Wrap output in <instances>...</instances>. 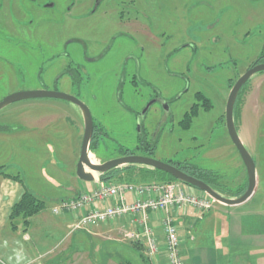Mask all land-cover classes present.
<instances>
[{"label": "rangeland", "instance_id": "obj_1", "mask_svg": "<svg viewBox=\"0 0 264 264\" xmlns=\"http://www.w3.org/2000/svg\"><path fill=\"white\" fill-rule=\"evenodd\" d=\"M121 32L125 35H118ZM107 45L110 49L99 61L84 60V51L91 57ZM175 47L179 51L170 53ZM64 49L69 57L62 55ZM263 52L264 0H0V101L14 92L36 89L75 96L107 134L100 137L97 152L90 151L95 163L117 157L119 147L132 148L141 124L146 135L157 132L154 158L186 161L208 170L218 188L230 194L243 189L247 175L226 129V100L237 78ZM68 64L87 70L82 69L80 87L72 86L66 77L54 83ZM147 81L167 97L183 93L172 121L161 123L154 108L146 118L135 115L153 94ZM197 91L208 98L212 107H199L190 127L181 129L177 121L195 101ZM23 117L33 126L21 127ZM233 119L255 162V191L240 205L228 208L213 200L202 215L195 211L198 228L205 226L199 237L188 238L190 242L208 243L209 251L214 257L221 255V259L225 255L219 244L228 234V225L232 232L237 231L236 239L243 241L249 236L239 232L240 223L243 232L253 228V241L264 245V71L242 86ZM82 125L81 110L60 98L21 99L6 105L0 110V131H24L18 138V152L0 147L3 170L18 174L46 202H53L52 190L42 184L49 181L57 186L72 179ZM15 139L12 136L3 141ZM48 164L56 166V171ZM93 175L98 177L95 172ZM191 191L204 195L201 190ZM189 208L194 210L188 206L183 212L175 211V221ZM121 226L110 224V235L101 233L97 240L93 237L88 241L98 254L103 253L102 247L109 246L112 264H129L125 262L129 260L131 264H146L141 259L143 246L140 250L134 247L137 241L124 237L125 227ZM184 226L182 223V244L186 243ZM18 232L21 235L22 229ZM42 234L49 243L57 241L56 233Z\"/></svg>", "mask_w": 264, "mask_h": 264}, {"label": "crops", "instance_id": "obj_2", "mask_svg": "<svg viewBox=\"0 0 264 264\" xmlns=\"http://www.w3.org/2000/svg\"><path fill=\"white\" fill-rule=\"evenodd\" d=\"M21 127L25 126V128L33 126V123L28 118L25 117L20 118ZM24 130L19 128L17 130H13L10 132L0 131V147L6 146V149H9L11 152H18V138L23 136ZM16 137L15 140L9 142L3 141V139H11V137ZM21 139V138H20ZM9 143V144H5ZM5 144V145H3ZM2 149L0 148V151ZM79 151L77 150L74 161L72 162V168H76V163L78 160ZM2 163L0 164V260L5 262L6 264H98L99 260H102L101 264L110 263L112 264L113 253L109 251L108 247H102L103 253H99L93 247L92 238L95 240L98 239L99 234H107L110 235V224L112 226H118L121 224V227H125L124 237L130 238V234L132 233V227L129 222L125 219H121L118 221H113L107 224H99L96 226H92L89 229H72L71 224L74 219L70 214H53L51 209L58 202L65 199H70L79 194L82 190H89L92 187L97 185L96 180L84 181L79 179L76 176V172L74 175H71V180L68 182H62L59 185L51 184L48 186L47 183H43V187H50L52 190L51 196L54 197V201L51 203L46 202L44 197H40L35 191L29 187V185L25 182V180L21 179L20 176L11 174L3 170ZM55 166V165H54ZM48 167L53 169H57L48 164ZM71 168V169H72ZM75 171V169H74ZM86 171H89L86 168ZM10 176H18L19 179H14ZM80 181V182H78ZM86 182V183H85ZM24 190L29 191L37 198L41 199L45 203V207L38 214L29 218L28 226L23 224V220L18 218L14 220L15 227L12 228L9 223V213L13 204L19 199ZM129 198V196H128ZM240 205V204H239ZM237 206V205H235ZM228 208L230 206H227ZM234 207V206H232ZM193 209L187 211L185 216H180L178 218V222L180 223L179 234L181 231L182 223L185 224L183 234L185 236L184 244L181 243V256L183 260V264H264V245L258 246L253 241V228L246 229L244 232L242 231V227L240 223V230L242 235L249 236L245 241L242 239H236L237 231L232 232L233 228L228 225L227 232L225 235V240L219 244V249H222L224 253V258L214 257L213 252L209 251L208 243H196L193 239L196 236L202 234L200 229L198 228L197 221L195 219L196 213L195 210L193 214ZM230 213V212H229ZM195 215V217H194ZM241 217V216H235ZM206 218V217H205ZM204 218V219H205ZM157 228V232L159 235L161 234L160 228H158V221H154ZM200 227V226H199ZM22 229L21 235H19L18 230ZM41 232L46 234L56 233L57 241L54 243L47 242L46 236L43 234L37 237L35 233ZM191 233V235L189 234ZM196 233V234H195ZM199 234V235H198ZM264 235V233H262ZM234 237V239H231ZM248 239V240H247ZM55 240V239H54ZM53 240V241H54ZM133 240V239H132ZM187 240V241H186ZM107 241H104V244ZM95 244V243H94ZM114 244V243H113ZM93 245V246H92ZM111 246V245H110ZM255 249H261V251H255ZM94 250V252H93ZM134 251V249L132 248ZM229 251V252H225ZM233 250V251H232ZM244 250V251H241ZM138 251V250H137ZM138 253L140 254L141 251ZM221 254V253H220ZM143 257V258H142ZM141 259L146 262V264H165L164 258L160 255L156 257L155 260H148L144 257L142 251ZM59 259L55 262L56 259ZM109 259V260H108ZM129 264V261H125Z\"/></svg>", "mask_w": 264, "mask_h": 264}, {"label": "built area", "instance_id": "obj_3", "mask_svg": "<svg viewBox=\"0 0 264 264\" xmlns=\"http://www.w3.org/2000/svg\"><path fill=\"white\" fill-rule=\"evenodd\" d=\"M93 180L97 181L96 186L61 200L52 207V213L70 214L74 219L71 228L78 230L125 219L132 227L130 237L142 243L145 258L155 260L161 254L165 264H183L174 212L191 206L202 215L213 198L203 191L204 195L195 194L190 186L179 181L103 183L95 175ZM154 221H158L160 235ZM0 264L6 263L0 260Z\"/></svg>", "mask_w": 264, "mask_h": 264}, {"label": "water", "instance_id": "obj_4", "mask_svg": "<svg viewBox=\"0 0 264 264\" xmlns=\"http://www.w3.org/2000/svg\"><path fill=\"white\" fill-rule=\"evenodd\" d=\"M264 71V62L258 64H252L243 74H241L237 80L232 85L228 97L226 100L225 106V122H226V129L228 135L230 137L231 142L235 146L238 154L245 166L246 175H247V186L244 192L237 196V197H228L223 195L216 190H214L209 184L204 182L201 179H198L192 175L187 174L186 172L182 171L181 169L177 168L176 166L151 158L146 156H141L137 154H129L124 156H119L111 159H107L101 163L93 162L89 157V142L92 136L93 131V121L91 113L88 107L81 102L78 98L66 94L64 92L59 91H51L45 89H36V90H23L17 91L8 96L4 97L0 101V110L5 107L6 105L21 99H29V98H42V97H52V98H60L66 101H69L75 104L77 107L80 108L83 118V125H84V132L82 136V142L80 145L79 156L76 163V176L84 181H91L94 178L93 172L97 173L98 176L100 174L105 173L106 171L121 167L127 164H139L148 166L154 169L162 170L170 175H172L178 181L185 183L187 185L193 186L211 198L216 200L217 202L226 205V206H235L246 202L256 188V168L255 162L247 149L245 148L244 144L242 143L233 119V108L240 92L242 86L247 82L249 78H251L254 74L258 72ZM86 168L89 171H86Z\"/></svg>", "mask_w": 264, "mask_h": 264}, {"label": "trees", "instance_id": "obj_5", "mask_svg": "<svg viewBox=\"0 0 264 264\" xmlns=\"http://www.w3.org/2000/svg\"><path fill=\"white\" fill-rule=\"evenodd\" d=\"M264 61V52L259 56L257 62H263ZM197 98L200 100L202 97L200 94L197 95ZM199 107H202L204 110H209L212 105L211 102L208 99H204V101L200 102ZM198 109H195L192 113V115L190 117H187V119H184L180 122L181 127L183 129H187L188 127H190V125L192 124L193 121V117L196 116V112ZM195 113V115H194ZM100 139V138H99ZM98 137H95L94 140L91 142L90 146H89V151L91 152H97V147H98ZM116 154L118 156H123L125 154L128 153H133L134 151L129 149V148H123V147H119L118 150H116ZM92 160V159H91ZM106 160V159H105ZM177 166V165H176ZM179 169H181L182 171L186 172L189 175H192L198 179L203 180L204 182H206L207 184H209L214 190H216L217 192L226 195L228 197H237L239 195H241L246 186H247V178H246V184L243 187L242 190H238L237 192L230 194V192L226 191L225 189H221L218 188V185L215 183V177L214 175L211 174V172L204 171V170H200L198 168H193V172L187 170V167H179L177 166ZM190 169V168H188ZM1 173V172H0ZM5 176L14 178V179H19L18 176H10L5 174ZM99 179L101 182L103 183H113V182H128V183H149L151 181L154 182H160V183H167V182H174V181H178L177 179H175L172 175L162 171V170H158V169H154L148 166H144V165H139V164H127L121 167H116L113 169H110L108 171H106L103 174H100ZM180 182V181H179ZM182 183V182H181ZM185 184V183H183ZM187 185V184H186ZM190 186V185H188ZM193 189L199 190L193 186H190ZM229 193V195H228ZM45 207V203L43 200L37 198L35 195H33L32 193H30L27 190H24V192L21 194V196L19 197V199L13 204V206L11 207L8 219H9V223L11 225L12 228L15 227L14 225V220L21 218L23 220V224L25 226H28L29 224V218H31L32 216L38 214L40 211H42ZM142 243H140L139 241L134 244V247L137 246V248L140 250ZM142 256V254H141Z\"/></svg>", "mask_w": 264, "mask_h": 264}, {"label": "flooded vegetation", "instance_id": "obj_6", "mask_svg": "<svg viewBox=\"0 0 264 264\" xmlns=\"http://www.w3.org/2000/svg\"><path fill=\"white\" fill-rule=\"evenodd\" d=\"M96 5H98V4H96ZM118 35L123 36L125 34L123 32H121ZM79 44L82 45V47H83L84 50L85 49L87 50V46H86V44H85L84 41L80 40L79 41ZM65 46H66V44H65ZM107 46H106V48H103L98 54H95L94 56H91V57H89L87 55V53H86L87 51H84L85 52L84 54H86L84 56V60L86 62H88V63H92V62L99 61L100 59H102L105 56L107 50L110 49V45H107ZM64 48H66V47H64ZM178 49L179 48H177V47L172 48V49H170V53L172 52L174 54V53H176V51H179ZM62 55L69 57V55L65 51V49L62 52ZM257 60H256L255 64L262 63V62H257ZM70 61H73V60L70 58ZM133 66H134V68L138 69V67L136 65H133ZM82 69L86 70L84 66H82V67H80L78 65L70 66V64H68L63 69V71H61L55 77L54 83L56 84L59 80H61L62 78H65L66 77L70 81V83H71L72 86L80 87V85L83 82V70ZM146 84H149L150 85V83L148 81L146 82ZM151 86L152 85H150V87ZM151 89H152L153 94L146 100L145 103H147L148 101L149 102L147 104H144V106L141 109H139L135 113V115L136 116L140 115L143 118H146L147 115L149 114V111L151 110V108L152 109L154 108L156 110L157 116L159 118V121H161V123H162L163 120L166 121V122L169 121V120L172 121L174 119L175 112H177L176 109H175L177 107L176 106L177 101L182 98L183 93H181L179 95L175 94V96L167 97L159 89H157L155 87H151ZM118 93L121 94L120 87H119ZM198 94H200L201 97H202L200 100L197 98V95ZM205 98L208 99L200 91H197V92L194 93V99H195V101L192 102V104L189 105V107H188L187 110H184L182 112L180 119L177 121V124H178V126L181 129H183V128L181 127L180 122L182 120H184V119H187V117H190L195 109H199L200 102L204 101ZM121 104L123 105V103H121ZM235 104H236V101H235ZM235 104H234V106H235ZM201 109H203V108L201 107ZM233 110H234V108H233ZM196 117H198V116H196ZM92 121H93V131H92V136H91V139H90V142H89V146H90L91 142L94 140L95 137H98V140H99L100 137H104V136L107 135L105 132H103L102 129H99L98 125L94 122L93 118H92ZM137 127H138L137 128L138 135L136 137V143H135V145H133L132 148H130L134 152L133 153H128V154H125V155L137 154V155H141V156H146V157L154 158V152H155V148H156V144H157V132L152 131L150 135H149V133L146 135V132L143 131V129H144V126L143 125L139 124ZM79 131L81 133L84 132L83 125H82L81 129H79ZM77 132H78V130H77ZM88 149H89V147H88ZM117 157H119V156H117ZM154 159H156V158H154ZM165 162L166 163H169V164H172L174 166L177 165L179 167H184V168L187 167L186 168L187 170L193 172L194 165L191 164V163H189V162H186V161H184V162L173 161L171 159H168ZM188 168H190V169H188Z\"/></svg>", "mask_w": 264, "mask_h": 264}]
</instances>
